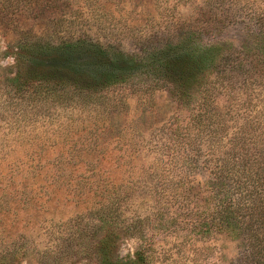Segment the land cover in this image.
I'll return each instance as SVG.
<instances>
[{
  "label": "trees",
  "instance_id": "obj_1",
  "mask_svg": "<svg viewBox=\"0 0 264 264\" xmlns=\"http://www.w3.org/2000/svg\"><path fill=\"white\" fill-rule=\"evenodd\" d=\"M155 3L156 25L138 36L137 48L104 41L99 32L111 11L95 8L69 37H25L9 79L35 103L110 110L126 108L127 96H135L145 98V112L155 106L154 94L167 90L186 116L164 125L153 146L161 156L157 165L136 180L144 182L140 190L151 206L142 202L131 211L136 191L107 193L106 186L95 191V206L63 223L56 248L41 250L20 234L2 243L0 264L30 253L41 264H74L84 255L96 264H147L146 227L153 215L161 222L170 213L176 217L164 222L200 240H222L228 264H264V0H235L228 14L220 8L225 0H206L186 15L177 8L196 0ZM234 23L235 39L228 34ZM117 31L110 32L116 39L123 30ZM127 238L137 245L122 255ZM226 241L235 243L230 260Z\"/></svg>",
  "mask_w": 264,
  "mask_h": 264
},
{
  "label": "rangeland",
  "instance_id": "obj_2",
  "mask_svg": "<svg viewBox=\"0 0 264 264\" xmlns=\"http://www.w3.org/2000/svg\"><path fill=\"white\" fill-rule=\"evenodd\" d=\"M205 1L196 0L194 6L182 3L177 10L186 15ZM231 1L220 6L222 14L232 11L235 0ZM95 8L111 11L103 22L107 28L99 32L106 34L104 41L121 40L129 50L137 48L140 34L156 25L155 0H0V250L2 243L20 234L41 250L56 248L65 233L63 223L95 206L99 199L95 191L106 186L107 193L136 191L131 211L142 202L149 209L153 202L147 204L152 198L140 190L144 182L136 180L157 165L161 156L153 146L164 134V125L168 127L175 115L186 116L167 90L157 91L155 106L143 112L145 98L127 96L128 106L118 110L42 104L32 102L26 91L20 96L9 83L17 70V46L25 37L51 41L69 37ZM117 30L123 31L116 39L110 32ZM228 34L235 39L238 25H230ZM173 217L170 213L159 222L156 214L152 216L146 227L152 242L147 264L229 263L222 258V240H200L181 225L164 222ZM136 245V239H123L120 253H133ZM225 246L230 260L235 243L226 241ZM36 255L30 253L14 264H41ZM74 264L96 263L84 255Z\"/></svg>",
  "mask_w": 264,
  "mask_h": 264
}]
</instances>
